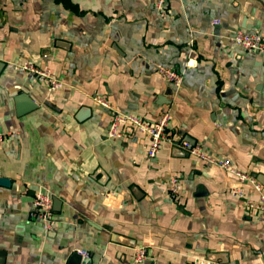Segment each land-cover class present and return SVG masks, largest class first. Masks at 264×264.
<instances>
[{
  "label": "crops",
  "instance_id": "1",
  "mask_svg": "<svg viewBox=\"0 0 264 264\" xmlns=\"http://www.w3.org/2000/svg\"><path fill=\"white\" fill-rule=\"evenodd\" d=\"M165 1L161 16L155 0H0V132L13 133L0 140V264H264V211L244 204L256 194L179 144L264 185V54L229 40L238 29L264 39V0ZM23 60L64 84L27 77ZM157 64L182 73L177 89ZM96 95L146 120L169 109L172 141L149 158L143 133L106 138ZM37 191L53 198L48 232ZM76 249L88 256L69 261Z\"/></svg>",
  "mask_w": 264,
  "mask_h": 264
},
{
  "label": "built area",
  "instance_id": "2",
  "mask_svg": "<svg viewBox=\"0 0 264 264\" xmlns=\"http://www.w3.org/2000/svg\"><path fill=\"white\" fill-rule=\"evenodd\" d=\"M191 1V0H188ZM154 8L161 16L166 12V1L155 0ZM219 21L213 20V23ZM229 40L242 47L244 50L259 54H264V39L262 35L257 32H250L244 30H235L230 36ZM19 68L25 72L27 77L44 82L50 90L58 89L64 84V80L59 77L49 67H40L30 60H23L19 63ZM156 71L160 74L172 87L177 89L181 85L182 73L169 65L157 64ZM93 99L100 105L109 110V123L106 130V138L118 139L122 138L130 131H138L147 136L148 142L146 145V155L153 158L157 151L162 146L165 139L172 141L166 134V127L171 119V112L169 109L163 111L158 119L146 120L131 112H121L114 108L103 96H94ZM127 126V130H123V126ZM10 131L0 132V140L7 135H12ZM172 143V142H171ZM180 146L187 151V153L198 156L200 159L220 165L224 170L232 173L236 178L243 183H247L250 189L257 193V199L245 198V205L249 208L264 210V185L252 174L237 169L230 165L227 159L217 160L212 154L206 152L200 145L192 144L186 139H181ZM180 183L176 177H171L167 183V196L170 199H177L179 195ZM235 191L241 194V188H236ZM52 196L43 191H37L33 196V213L39 219L42 228L48 232L53 229L55 218L53 216V201ZM81 255L88 256L86 250L76 249ZM147 257V249L144 245H138L134 249L133 259L135 262H141ZM191 264H220L217 260H210L206 258L193 259Z\"/></svg>",
  "mask_w": 264,
  "mask_h": 264
},
{
  "label": "water",
  "instance_id": "3",
  "mask_svg": "<svg viewBox=\"0 0 264 264\" xmlns=\"http://www.w3.org/2000/svg\"><path fill=\"white\" fill-rule=\"evenodd\" d=\"M193 144V143H192ZM10 182V179L8 177L2 176L0 177V183L3 185H8ZM76 252H78L77 250L73 252V254H71L69 261H72L73 259H76V257H79L80 254H77Z\"/></svg>",
  "mask_w": 264,
  "mask_h": 264
},
{
  "label": "rangeland",
  "instance_id": "4",
  "mask_svg": "<svg viewBox=\"0 0 264 264\" xmlns=\"http://www.w3.org/2000/svg\"><path fill=\"white\" fill-rule=\"evenodd\" d=\"M229 161V160H228ZM230 163V162H229ZM232 166V165H231ZM233 167H235V166H233ZM235 168H237V167H235ZM237 169H239V168H237ZM240 170H243V169H240ZM244 171H246V170H244ZM228 174H230V175H232L233 177H235L236 178V176L235 175H233L232 173H230V172H228V171H226ZM246 172H248V173H250L249 171H246ZM251 174V173H250ZM254 176V175H253ZM237 179V178H236ZM237 181L240 183V184H247V183H243V182H240L238 179H237ZM247 185H249V184H247ZM238 188H241V187H238ZM242 189V188H241ZM242 191H243V189H242ZM254 191H252L251 189H250V193H253ZM255 194H256V196L258 197V195H257V193L256 192H254ZM257 199V198H256ZM244 204H245V200H244ZM246 206V205H245ZM247 207V206H246ZM248 209H253V210H257V211H264V210H260V209H255V208H249V207H247Z\"/></svg>",
  "mask_w": 264,
  "mask_h": 264
}]
</instances>
